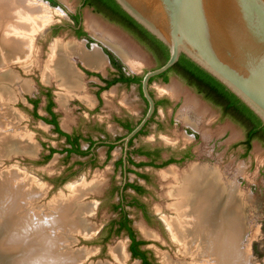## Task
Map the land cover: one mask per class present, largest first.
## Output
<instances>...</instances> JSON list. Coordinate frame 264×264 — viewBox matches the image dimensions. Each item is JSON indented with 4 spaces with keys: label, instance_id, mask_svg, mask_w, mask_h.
<instances>
[{
    "label": "rangeland",
    "instance_id": "374dc122",
    "mask_svg": "<svg viewBox=\"0 0 264 264\" xmlns=\"http://www.w3.org/2000/svg\"><path fill=\"white\" fill-rule=\"evenodd\" d=\"M39 2L46 5L51 12L50 21L48 22L51 23L49 25L56 26L59 29L55 35L50 32L45 36L40 37L39 35L37 37L40 38L36 39V46H33L36 54L34 53L35 59L32 62H15V60L14 63H11L13 66L10 65V62L8 64L0 62V73H6V76L14 79L10 82L11 84L0 83V85L3 84V89H1L3 93L0 94V143L5 140L6 134L14 133L11 135V140L9 139L11 144L5 143L6 149L3 153H0V174L9 175L10 182L12 181L11 184L14 185L13 187L16 190L23 186V188H20L21 193H24L23 196L20 189L16 192L17 195L20 194L22 197H19V195L16 197L20 217L26 220L22 219L21 223L26 222L24 225L28 224L30 226L31 223L35 224L29 227L28 231L34 230L37 224L42 226L46 223L47 225H43L46 229L54 230H48V233L54 237V241L59 242L58 244L64 248L63 251L60 250L58 253L62 252L61 254L64 256L68 252L78 259L84 257L74 264H136L137 259L127 255L129 240L124 233L117 236L112 235L103 242L107 234V224L117 217L112 209V204L118 202L119 197L116 193H111V190L114 186L120 185L122 181L121 169L117 164L114 165V161L121 156V146L117 145L112 150L110 160L105 163L102 161L105 147H96L95 152L99 157V162L94 168L89 165H80V162L86 161L84 157L77 155H71L69 158L64 157V154H61L63 138L58 137L52 131L51 126L42 122L41 119L32 117L31 104L25 98L40 95V87H48L52 90L55 108L59 114V123L62 128L69 131L72 128H80L84 133H92L91 128L97 123L102 124L111 137L122 136L125 131L121 130L111 120V117L115 114L119 116L127 114L134 121H137L142 116L145 103L140 97L138 87L136 85H131L128 88L117 85L112 86L102 93L104 96L103 103L97 111H95L94 105H89L90 103L84 102L79 97V95H82L81 93L78 95L71 93L64 97V87L58 85L53 78L43 79L45 61L51 53V46L55 40H60L64 43L81 44L82 48L84 50L86 48L87 51L96 49L101 56L102 63L98 68L102 72L108 66L104 54H109L113 66L127 74L142 75L145 70L155 67V62L121 28L109 23L87 7L81 8V25L90 38L75 37L71 28L73 26L72 16H75L79 10L80 0H40ZM107 39L122 46L131 61L127 62L110 47L106 42ZM84 40H87L88 43H85ZM113 50L125 60V63L117 59L112 52ZM71 56L70 61L80 77L82 92L91 96L92 84L89 81L93 79L87 78L82 71L81 66L84 65L82 60L76 55ZM18 64H22L24 67ZM172 87L175 88L173 95L168 92V89ZM150 88L156 99L167 97L172 104L166 107L161 105L157 107L155 120L160 121L162 126L157 128L156 122H151L146 133L136 138L135 145L155 144L170 149L190 145L191 157L181 163L171 164L161 169L130 166L131 170L145 172L150 176V183L145 184L135 173L129 172L127 174L129 181H137L145 186L147 190L143 196L139 197V200L145 205L150 215L149 222L145 220L142 212L137 208L126 207L138 236L141 237L142 233L148 237L146 245L150 246L148 250L157 264H161L158 263L160 261L165 264V258L171 260L174 264L180 261H190L189 257L179 258L178 246L172 240L167 228V231L165 230L166 225L165 227L163 225L165 224L164 216H173V211L168 208L170 199L163 194L160 174L168 169L177 171L187 169L191 163L203 166L208 164L219 172H224L223 177H230L233 180L238 191L240 189L239 193L245 203V230L240 240V249L244 257L242 264H264L263 143L254 140L251 149L245 154L239 143L245 137L244 129L231 119L221 117V112L217 107L201 98L180 78L170 77L167 82L158 78L150 84ZM40 97L43 98L42 95ZM62 97L65 98L63 103L61 102ZM189 100L193 102V106L189 110L190 117L196 125L186 122L181 117L180 112ZM43 104L44 101H41L38 109L41 114H43ZM92 134L94 137L96 136V133ZM14 135L17 137L15 138ZM14 140L16 143L13 142ZM18 142H26L29 146H32L27 151L29 153L24 152L27 155L21 152L15 154L16 150L14 151L12 144ZM47 146L55 148L58 152L44 162V155L48 153ZM86 146V143H82L83 148ZM140 158L133 155L134 161H139ZM66 184H70L68 190L67 188L64 189ZM90 184L91 186L94 185L92 189L98 191L88 193V188H86V191L82 189V192L79 191L78 194L74 189L75 186L85 188ZM126 195L131 196L134 194L129 189ZM19 203L23 206H20ZM62 203H71L69 205L72 209L66 212L68 214L66 215L67 218H64V223L60 224L56 221V224H52V218L64 217L62 213L57 212V207ZM24 216H27L31 221L28 223V219ZM34 216L38 219L35 220ZM40 219L44 220L40 223ZM32 220L35 221L32 222ZM85 228H87L88 234H84L83 229ZM142 228L148 233L145 234ZM95 232H98V237L94 240H82V235ZM23 234L26 239H29L28 242H31V233L24 231ZM121 245L123 246V259L122 257L118 259L114 257L116 256L115 249Z\"/></svg>",
    "mask_w": 264,
    "mask_h": 264
},
{
    "label": "bare ground",
    "instance_id": "6f19581e",
    "mask_svg": "<svg viewBox=\"0 0 264 264\" xmlns=\"http://www.w3.org/2000/svg\"><path fill=\"white\" fill-rule=\"evenodd\" d=\"M39 1L0 0V62L5 64L10 62L11 64L15 60V62H32L35 59L33 46H36L35 41L40 35V31L48 24L51 17L47 6ZM106 42L127 62L131 61L122 46L112 40L107 39ZM50 51L51 53L45 61L43 79L53 78L58 85L64 87V97L71 93L78 95L81 87L80 77L70 61L71 55H76L84 65L91 68H98L102 63L101 56L96 49L86 51L78 43H64L55 40ZM5 74L0 73V83L8 84L14 80ZM2 85H0V94L3 93ZM168 92L173 95L175 88H169ZM64 97H62V103ZM191 106H193L192 101L186 102L180 112L181 117L186 122L196 125L190 117ZM13 134L12 132L6 134L5 140L0 143V153L6 149V138L10 139ZM18 143L17 146L22 152L29 153L27 151L30 150L31 145L29 146L26 142ZM15 150L17 149L14 148ZM223 173L208 164L204 166L191 164L187 169L181 171L168 169L160 174L163 194L170 199L168 208L173 211V216H164V225L178 246L179 258L189 257L190 260L176 262V264H242L244 257L240 249V240L245 230V203L239 193L240 189L238 191L230 177H223ZM8 176L0 174V264H74L84 258L78 259L68 252L64 256L61 254L62 252L58 253L64 248L48 233L53 229H46L43 226L46 223L41 226L40 223L44 219H40V226L37 224L34 230L32 227V230L28 231L34 223H31V226L24 225L26 222L21 223L24 218L20 217L19 206L16 202V197L18 195L21 197L16 192L23 186L16 190ZM18 185L20 186V184ZM86 188H88V193L98 191L92 189L94 188L93 184L85 188L75 186L74 189L79 194V191L82 189L86 191ZM69 204L71 203H62L57 207V212L62 213L64 217L52 218V224H56V221L60 224L64 223V218H67L68 214L66 212L72 209ZM19 205L22 204L19 203ZM29 221L31 220L28 219L27 222L29 223ZM83 230L84 234H88L87 228ZM24 231L31 233V242L25 238ZM143 232L148 233L144 229ZM115 253L114 257L120 259L123 254V246L115 249ZM239 259L241 260L239 261ZM165 264L174 263L165 258Z\"/></svg>",
    "mask_w": 264,
    "mask_h": 264
},
{
    "label": "water",
    "instance_id": "95a60500",
    "mask_svg": "<svg viewBox=\"0 0 264 264\" xmlns=\"http://www.w3.org/2000/svg\"><path fill=\"white\" fill-rule=\"evenodd\" d=\"M114 2L168 52V58L162 65L142 74L140 89L147 103L146 112L119 140L123 142V183L126 181L128 142L144 127L155 110V99L150 94L149 81L171 68L181 56L224 86L264 125V0ZM50 23L40 31V37L50 33L53 27ZM19 66L24 67L22 64ZM6 139V143L10 144L9 137ZM12 146L17 149L15 154H25L17 144L13 143ZM69 185L66 184L64 189L68 190ZM97 233L82 235V240L92 241L98 237ZM141 238L146 240L148 237L141 233ZM127 239L129 240L128 237ZM144 248L148 249L150 246L144 245ZM127 255L131 257L130 251ZM158 263L162 264L161 261ZM136 264H142L141 260L137 259Z\"/></svg>",
    "mask_w": 264,
    "mask_h": 264
},
{
    "label": "flooded vegetation",
    "instance_id": "af4514ba",
    "mask_svg": "<svg viewBox=\"0 0 264 264\" xmlns=\"http://www.w3.org/2000/svg\"><path fill=\"white\" fill-rule=\"evenodd\" d=\"M82 1L83 0H80L81 3H80L79 10L76 12L75 16L74 15L72 16L73 26H71V28H72V33L75 37H77V38L84 37L86 39L90 38L89 34L87 32H85V29L81 25V12H80L81 8L87 7L90 10H92V12L98 14L99 16H101L103 19H105L109 23H112V24L118 26L125 33H127L143 50H145L151 56V58L155 62V67H158L159 59H161L160 58L161 53L158 51V48L156 47L155 42L153 41V39L151 37L144 35L143 33L140 34L136 31H131L130 29L126 28L123 24L119 23L117 20L115 21L114 19H112L109 16V13H107V12L101 13V12L96 11L93 8V6H83ZM58 29L59 28H57L56 26H53L50 30L51 34L55 35L56 32H58ZM84 42L88 43L87 40H84ZM85 50H86V48H85ZM112 52L116 55L118 60L125 63V61L114 50ZM104 56H106L105 58L107 59V62H108V66H106V68L104 70L105 73L102 72V70H99V68H90V67H87L85 65L81 66V69L85 73L87 78H90V79L92 78L93 80L89 81L92 84L91 96H88L87 94H83L81 87H80L78 94L81 93L82 95L81 96L79 95V97L84 102L90 103L89 105H94L93 107H94L95 111H97V110H99L100 106L103 103V99H104V96L102 95L103 92L109 90L112 86H116V85L120 86V87H125V88H128L131 85H136L138 87L140 97L142 98V100L145 103V108H144V111L142 114V116H143L144 113L146 112V109H147V103H146V101L143 98L142 93H141L140 80L137 83L115 82V83L111 84V82L114 79L118 78L120 73H122L126 76H138L140 79H141L142 75H138L136 73L135 74L134 73L133 74H127L126 72H124V71L120 70L119 68H116L113 66L112 58L110 57L109 54H104ZM104 61L106 63L105 59H104ZM155 67H153V68H155ZM170 77H177V78H180L181 80H183L176 73L168 74L166 81H164V77H162V76L161 77L155 76L152 78H155V79L161 78L164 82H167ZM154 80L149 81V84H151ZM52 82H54V81H52ZM184 83H186V82L184 81ZM186 85L191 87L196 92V94L201 96V98H203L205 101H207L211 105H214L215 107H217L221 112V117L229 118L232 121H234L228 114L224 115V111H223L222 106L215 105L213 102L206 99L201 93H198L194 87L188 85L187 83H186ZM150 94L154 97V95L151 91V88H150ZM40 95H42L43 98H41ZM40 95L38 94V95L31 96V97L30 96L26 97L27 102H28V98L38 99L36 107H34L30 103L31 104V115H32V117H34L36 119H41L44 123L51 126L52 131L54 133H56L58 137L63 138V148L61 149V154H64V157L69 158L71 155L80 156L76 153H68L67 151H65V149H69L72 147L71 141H76L78 148L80 150L84 151V154L81 155L80 157L86 158V161L80 162V165H89L91 168H94L98 165V162H99V157H98L97 153L95 152L96 147H105L104 158L102 159V161L105 163V162L110 160L112 150L117 145L121 146V156H120V158H118L114 161V165L116 166V164H117L120 167L121 174H122V181L120 182V185L114 186L111 190V193H116L119 197L118 202L112 204V209L117 214V217L112 219L107 224L108 226L106 228H108L109 225L113 221H117V220L121 219V217L124 216L126 219V225L128 227H130V229L135 232L136 240H144L141 237H139L137 232L135 231L132 219L130 218V216L126 210V207L132 206V207L137 208L138 210H140L142 212L145 220L147 222H149L151 219L150 215L148 214V212L145 208V205L142 204V202L139 200V197L143 196L147 192V190H146L145 186H143L141 183H138L137 181H135V182L129 181L127 179V174L129 172L135 173L137 175V177L141 178L145 182V184L150 183V176L148 175V173H145V172H139L136 170H131L130 166H134L135 168L150 167V168H154V169H156V168L161 169V168H164V167L171 165V164L181 163L184 160L189 159L191 157V146L190 145H185L183 147H179V148H175V149H172V148L170 149V148H167L163 145H155V144H153V145H151V144L150 145L149 144L135 145L136 138L138 136L144 135L146 133L148 126L151 122L155 121L157 128L162 126V123L160 121L155 120V116L157 114V107L159 105H161L163 107H166L167 105H171L172 104L171 101L167 97H162L160 99H156L154 97V99H155V110H154L152 117L147 121V123L144 125V127L128 142L129 150L127 151L126 167H125L126 181H125V183H123V178H124V167H123V162H122L123 142H119V140H121V138L123 136H125L126 133H128L130 131V130L128 131L127 128L130 126H132V128H133L135 126V124L138 123V121L141 119L142 116L137 121H134L127 114H125L124 116H119V115L115 114L111 117V120L121 130H124L125 134L122 136L111 137L110 135H108L106 129L104 128V126L102 124L96 123L91 128L92 133H96V136L94 137V135L91 132L84 133L80 128H72L71 131L62 128L60 126V123H59V114L55 108V101L53 99L52 90L48 87L47 88L40 87ZM104 95H106V93H104ZM41 101H44V104L42 105L43 114L38 112V109L40 108ZM48 106H50L49 110L47 109ZM53 120L56 124L53 123ZM234 122L239 124L244 129V132H245L244 135L246 137L247 128L244 125H242L240 122H236V121H234ZM56 126L66 135H59L55 131ZM245 137L242 141L239 142L242 149H244V153H245V145L242 144V142L245 140ZM256 141H259V140H256ZM113 142H116V143L113 144ZM82 143H86L87 146L85 148H83ZM50 148L52 149L53 147L47 146L48 153L46 155H48L50 153V150H49ZM53 149H55V148H53ZM56 152H58V151L56 150ZM56 152H54V153H56ZM54 153H52V155ZM67 154H68V156H67ZM46 155H44V156H46ZM133 155H137V156L141 157L140 160L134 161ZM136 163H144V165L143 166H136L135 165ZM140 175H144V177H142ZM131 184L140 186L143 189V192L136 191V189H134L131 186ZM121 187H122V191H120ZM129 189L133 192L134 195H131V196L126 195V192ZM115 206H118V207L114 210ZM118 227H119V224H113L112 233ZM121 233H124L129 238L126 228H122ZM144 241H146V240H144ZM129 243H130V240H129ZM146 244L141 245L140 250L144 251L146 253L148 261L152 262L153 264H157L156 260L154 259L152 254L149 252V250L144 248V245H146Z\"/></svg>",
    "mask_w": 264,
    "mask_h": 264
},
{
    "label": "trees",
    "instance_id": "16d2710c",
    "mask_svg": "<svg viewBox=\"0 0 264 264\" xmlns=\"http://www.w3.org/2000/svg\"><path fill=\"white\" fill-rule=\"evenodd\" d=\"M82 2L83 6H93V8L98 12L109 13V16L112 19L115 21L117 20L131 31H136L140 34L143 33L144 35L151 37L155 42L158 51L161 53V59H159L158 66L162 65L167 60V49L139 24H137L131 17H129L124 11H122L120 7L114 2V0H83ZM170 73H176L188 85L194 87L198 93H201L206 99L210 100L215 105L222 106L224 115L228 114L234 121L240 122L247 128L245 140L242 142V144L245 145V154H247L251 149V145L254 140H259L264 145V125L261 124L259 119L244 104H242L233 94L226 90L224 86H222L214 78L183 56H181L171 68L157 77L162 76L164 77V81H166L167 76ZM154 79L155 78H151L150 81ZM139 80L140 78L138 76H126L120 73L118 78L114 79L111 84L115 82L137 83ZM28 102L36 107L38 99L28 98ZM49 107L50 106L47 108L48 110ZM53 123H55L54 120ZM131 129L132 126L127 128L128 131ZM55 131L59 135H66L57 126ZM71 143L72 147L65 149V151L68 153H76L80 156L84 154V151L78 148L76 141H71ZM49 150L50 153L43 158L44 162L48 161L52 156V153L56 152V150L53 148H50ZM135 165L143 166L144 163H136ZM140 176L144 177V175ZM131 186L136 189V191L143 192V189L140 186L134 184H131ZM117 207L118 206H115L114 210ZM113 224H119V227L112 233ZM122 228L127 229L130 240L128 250L131 253V257L133 259H140L142 264H153L152 262L148 261L146 253L140 250V246L146 244L147 242L144 240H136V234L130 229V227L126 225V219L124 216L117 221H113L109 227L106 228L107 234L105 235L103 242L108 240L112 235H119L122 231Z\"/></svg>",
    "mask_w": 264,
    "mask_h": 264
}]
</instances>
